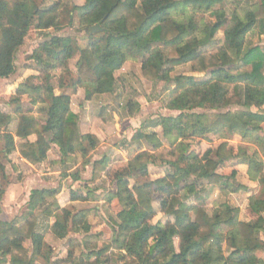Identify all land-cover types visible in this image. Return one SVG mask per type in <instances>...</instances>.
I'll list each match as a JSON object with an SVG mask.
<instances>
[{
    "label": "trees",
    "instance_id": "trees-1",
    "mask_svg": "<svg viewBox=\"0 0 264 264\" xmlns=\"http://www.w3.org/2000/svg\"><path fill=\"white\" fill-rule=\"evenodd\" d=\"M225 2L85 0L84 5L76 7V14L87 30L88 44L80 53L75 76L69 67L74 57L72 38L47 33L60 29V1L41 8L36 0H0V78L7 79L16 73L17 56L33 28L46 33L47 38L32 55L45 74L44 85L32 89L21 85L12 101L18 105L16 113H20L23 96L36 93L34 102L45 105L48 118L40 122L33 116L22 115L21 125L13 136L7 131L11 117L0 112L4 152L8 156L18 150L28 163L38 165L47 160L52 144H57L63 151V163L67 158L79 156L88 165L100 139L81 132L80 115L71 109L72 95L81 88L85 89L88 101L97 95H114L118 86L116 72L131 59L141 61L142 75L147 81L175 82L168 109L180 115L152 123L180 151L176 160L168 161L170 170L166 176L154 182L167 199L164 213L174 217L175 223L152 225L155 209L145 185L136 183L130 189L129 179L135 173L146 176L147 163L154 164L152 154L142 152L124 172L115 175L117 191L110 197L122 207L118 214L120 223L115 242L104 243L92 254L99 264L107 262L102 259L114 244L136 259L134 264H248L257 251H264V242L259 237L264 232V199L251 198V211L258 216L254 223L239 221L237 211L229 206L210 215L203 205L186 202L189 197L200 200L198 183L222 189L230 187L229 178L219 171L236 158L248 166L250 180L264 186V135H261L264 133V48L247 44V36L254 29L264 35V0L249 10L244 19L237 14L229 19L224 11ZM188 9L209 13L216 22L200 25L195 16L184 22L173 18L172 13L185 14ZM94 27L101 31L92 33ZM221 31L222 47L204 50L216 42ZM187 64L195 73H207L210 77H171L170 69ZM236 64L241 70L228 69ZM70 89L72 93H66ZM231 108L237 110L222 112ZM197 109L221 113L212 118L194 113ZM210 134L223 137L240 134L248 142L245 147H239L237 154L226 142L215 153L209 150L201 157L189 152L185 141ZM33 135L37 136L34 142L29 140ZM139 136L155 149L162 148L155 132H140ZM16 138L22 141L20 145ZM249 143L259 145L261 154L257 149L251 150ZM145 158L146 164L142 162ZM107 171L106 161L94 162L92 182H97ZM191 179L193 182L188 184ZM57 194V190H34L29 200L34 213L29 219L22 224L0 222V264L2 258H9V264H34L36 260L25 247L27 241L32 242L33 255L41 256L44 238L37 228L46 214L48 200ZM55 207L60 214L53 230L59 238L65 237L70 223L73 228L90 231L85 211L74 214ZM224 227L228 230L226 235ZM175 239L180 242L179 250ZM224 245L231 251L229 256L224 255Z\"/></svg>",
    "mask_w": 264,
    "mask_h": 264
},
{
    "label": "rangeland",
    "instance_id": "rangeland-1",
    "mask_svg": "<svg viewBox=\"0 0 264 264\" xmlns=\"http://www.w3.org/2000/svg\"><path fill=\"white\" fill-rule=\"evenodd\" d=\"M41 8L50 7L56 0H36ZM59 25L58 30L47 31L50 36H61L72 38L74 47V57L69 62L70 70L73 75H77V64L80 59L81 51L88 44V33L86 28L80 24L77 16L76 7L82 6L81 0H59ZM179 1V0H178ZM260 4V0H226L224 11L226 16L231 19L234 14L244 19L249 10H253ZM175 20L184 22L188 17L195 16L200 25L207 23H215L216 18L209 13H197L192 9H188L185 14L181 12L172 13ZM46 33L40 32L33 28L25 40L24 46L21 48L16 61L17 71L14 75L7 79L0 78V112L11 117V123L7 127V131L16 136L18 128L21 125L22 115L33 116L40 122L47 120V110L45 105L35 103L38 97L36 93L23 96L21 99L20 113H16V107L12 99L16 96L17 89L21 85H27L31 89L44 85L45 74L40 66L32 59L34 51L38 46L47 40ZM224 43L223 31L218 34L215 43L207 46L204 50L212 51L219 49ZM247 44L249 46H260L264 48V35L256 28L247 36ZM240 69V65H233L228 69ZM171 77H195L197 79L209 78L210 74H198L193 71L190 64L173 68ZM57 72V78H60ZM118 78L117 91L114 95H97L94 97L93 103L89 105L92 118L86 119L81 115V132L83 134L102 135L100 143L89 159L88 165H85L78 156L75 158H67L63 163L61 160H51L48 158L45 162L30 167L25 163H14L11 160L7 163L5 151L4 129L0 128V215L3 212L5 203L6 189L16 183H24L28 181L30 190H57L58 194L48 200L46 206V214L41 217L37 232L42 234L44 245L41 256L33 255V246L31 241L25 243V247L29 252V256H33L36 260L34 264H99L98 259L92 254L98 252L104 243H113L118 232L120 223L118 214L122 207L115 199L111 200L110 195L117 191L115 175L124 172L129 163L133 161L137 155L142 152L152 154L151 160L154 162L147 163V175L135 173V177L129 179L130 189L136 183L144 184L148 198L151 200L155 209V216L151 221L152 225L162 224L168 225L175 223L172 216L164 213L163 207L167 199L154 182L166 176L170 167L168 161L176 160L180 151L171 146V142L163 136L162 129L152 126L153 122L161 120L163 117L180 115V112L168 109L170 100L173 97L172 91L175 88V82L155 81L149 82L143 78L141 71V61L136 59L129 60L124 67L116 72ZM68 80V78H66ZM68 82V81H67ZM58 89V81H54ZM82 97L86 96L85 89L81 88ZM66 93L71 94L72 89ZM72 95L73 96H76ZM75 97V109L80 110L79 94ZM38 102V101H37ZM80 108V109H79ZM234 112L237 108L223 110ZM264 113V107L262 109ZM194 113L207 114L213 118V115L221 113V111H211L205 109H197ZM96 118H93L94 116ZM212 115V116H211ZM85 117V116H84ZM89 120V126L84 122ZM263 132H264V124ZM155 132L158 139L162 142V148L155 149L139 136V133ZM264 135V133H261ZM17 145L22 141L15 139ZM34 142L37 136L33 135L29 139ZM228 143L230 149L235 154L238 153L240 146L245 147L247 140L242 135L236 134L232 136H219L210 134L206 138H194L185 141V145H189V152L204 156L209 150L215 153L222 143ZM251 150H258L261 154V147L257 144L249 143ZM59 145L52 144L50 149L51 158L59 156L61 148ZM18 151V150H17ZM16 151V152H17ZM15 152V153H16ZM63 152V151H61ZM14 155V154H13ZM147 158L143 159L144 163ZM106 161L108 171L103 173L97 182L93 179L94 162ZM241 158L228 161L225 166L220 169V173L229 178L228 188L211 187L206 183H198L200 189V200L195 197H189L186 202L189 205H203L208 213L212 215L215 211L229 206L237 211L238 220L245 223H254L257 215L253 214L250 208L251 198H260L263 193L258 189H250L247 182L250 180L248 175V166L242 163ZM146 164V162H145ZM234 174V175H233ZM251 181V180H250ZM193 180L187 183L191 184ZM258 191V192H257ZM12 196V195H11ZM15 199L11 207H8V215L4 216L5 220L11 223L22 224L25 220L24 210H17L22 207L27 194L24 196L18 192H14ZM12 196V197H13ZM30 197V196H29ZM57 204V205H56ZM65 208L74 214L86 212L87 221L91 226L89 232L83 228H70L64 238H59L53 230L60 211L55 206ZM20 211V212H19ZM159 217V219H157ZM153 221H155L153 223ZM227 228H223L226 235ZM260 240L264 242V232L260 234ZM176 249L179 250V240L175 239ZM230 250L224 245V255L229 256ZM2 264H9V258H2ZM107 260L105 264H134L136 259L126 254L124 250L117 247L112 248L111 252L102 259ZM48 261V262H46ZM264 261V251H257L248 264H258Z\"/></svg>",
    "mask_w": 264,
    "mask_h": 264
},
{
    "label": "crops",
    "instance_id": "crops-1",
    "mask_svg": "<svg viewBox=\"0 0 264 264\" xmlns=\"http://www.w3.org/2000/svg\"><path fill=\"white\" fill-rule=\"evenodd\" d=\"M78 94H79V96L81 95V97L79 98V105H81L80 106L81 109L80 108L79 109L80 110L83 109V111H79L78 109H75V97H78L77 96ZM85 94H86V92H85ZM77 95L72 97V104H71L72 111L74 113L78 114V115H81L83 118H86V119H90V117L92 118V114L90 112H88V110H89V105H91V103H93L94 98L92 100H90V101L86 100V96L84 98L82 97V94L80 92V89L78 90ZM81 116H80V122H81ZM93 118H96V116H94ZM88 121L89 120H87V121L84 122V124L87 125V126H89L90 123H91V122H88ZM80 128H81V126H80ZM98 137H100V139H101L103 136L102 135H98ZM59 151H60V154L56 158H51L50 152H48V160L49 161H51V160H58V161L61 160V157H63V153L61 152V150H59ZM6 156H7V160H6L7 163H10V161L12 160L13 161V164L14 163H25V164H28L30 167H34V165L28 163L25 159H23V157L20 155V153L18 151L16 153L13 152L9 156L6 154ZM29 187L30 186H28V181H26L24 183L12 184V185H10L6 189L5 203H4V206H3V212L0 215V222L11 223V221L5 220L4 219V216L5 215H8V213H10L8 207H11L12 205H15V203H13V201H15V199L19 200V198H14V196H13L14 192H18L19 194H21L23 196L25 194H27V201L25 200V202L22 205V207H20V208L17 209V210H21L22 209V210L25 211V212H23L24 213L23 214L24 215L23 219L24 220H27V219H29L33 215L34 209L29 204V200H30V197L29 196L31 195L32 191H34V189L33 190H30ZM247 187H249L250 189H258V191H260V192L263 193V196L260 197L259 199H264V186L259 185L258 182H254V181L248 180ZM257 219H258V216H257Z\"/></svg>",
    "mask_w": 264,
    "mask_h": 264
},
{
    "label": "water",
    "instance_id": "water-1",
    "mask_svg": "<svg viewBox=\"0 0 264 264\" xmlns=\"http://www.w3.org/2000/svg\"><path fill=\"white\" fill-rule=\"evenodd\" d=\"M101 30L98 28V27H94L92 28V33H97V32H100Z\"/></svg>",
    "mask_w": 264,
    "mask_h": 264
},
{
    "label": "clouds",
    "instance_id": "clouds-1",
    "mask_svg": "<svg viewBox=\"0 0 264 264\" xmlns=\"http://www.w3.org/2000/svg\"><path fill=\"white\" fill-rule=\"evenodd\" d=\"M81 3H84V0H81ZM157 219H159V217H157ZM155 221H153V223H154Z\"/></svg>",
    "mask_w": 264,
    "mask_h": 264
}]
</instances>
